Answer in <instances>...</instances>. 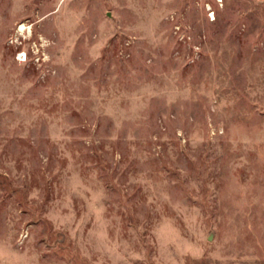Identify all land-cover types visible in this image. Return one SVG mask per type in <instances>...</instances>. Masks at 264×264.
Returning <instances> with one entry per match:
<instances>
[{
	"label": "rangeland",
	"instance_id": "1",
	"mask_svg": "<svg viewBox=\"0 0 264 264\" xmlns=\"http://www.w3.org/2000/svg\"><path fill=\"white\" fill-rule=\"evenodd\" d=\"M0 264H264V0H0Z\"/></svg>",
	"mask_w": 264,
	"mask_h": 264
},
{
	"label": "bare ground",
	"instance_id": "2",
	"mask_svg": "<svg viewBox=\"0 0 264 264\" xmlns=\"http://www.w3.org/2000/svg\"><path fill=\"white\" fill-rule=\"evenodd\" d=\"M23 22H24V21H23ZM23 27H25V26H24L23 23H21L20 26H19V29L21 30Z\"/></svg>",
	"mask_w": 264,
	"mask_h": 264
}]
</instances>
